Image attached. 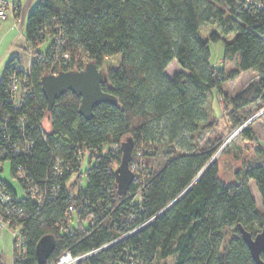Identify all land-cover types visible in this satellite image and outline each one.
Instances as JSON below:
<instances>
[{"label":"trees","instance_id":"obj_1","mask_svg":"<svg viewBox=\"0 0 264 264\" xmlns=\"http://www.w3.org/2000/svg\"><path fill=\"white\" fill-rule=\"evenodd\" d=\"M218 41L223 62L235 68L211 64L209 45ZM22 48L33 56L29 69L13 56L0 79V172L8 162L25 191L19 196L0 176L18 210L0 213L25 238L12 264H53L65 250L87 254L78 264H159L169 256L174 264H256L239 225L253 235L264 226V148L240 168L231 158L210 164L222 144L200 147L192 135L217 127L215 92L225 99L224 83L242 72L258 78L226 96L231 129L241 109L264 103V0H39ZM173 60L181 69L169 76ZM89 61L106 72L102 89L118 104L102 103L86 119L81 97L68 91L49 109L42 77ZM240 133L251 137V126ZM128 137L132 160L141 151L146 166L120 195L114 171ZM158 154L166 161L154 169L148 158ZM221 161L235 179L219 176ZM18 166L48 192L43 200L27 194ZM48 237L54 240L42 262L39 247Z\"/></svg>","mask_w":264,"mask_h":264},{"label":"rangeland","instance_id":"obj_2","mask_svg":"<svg viewBox=\"0 0 264 264\" xmlns=\"http://www.w3.org/2000/svg\"><path fill=\"white\" fill-rule=\"evenodd\" d=\"M8 3L14 2L23 5V11L21 18L19 20V27L16 26L12 32V37L1 38L2 32H0V79L2 77L4 68L10 58L17 56L21 59L22 66L25 69H29L33 56L22 48L25 45V28L27 23V17L30 11L36 6L39 0H5ZM9 12L8 17L11 16ZM13 15V14H12ZM3 22L0 20V26L3 25ZM5 25V24H4ZM2 26L4 30L6 28ZM12 38L14 43H11ZM11 45V47H10ZM211 51V64L217 68L225 66L227 70L235 68L237 66L236 62H223L224 57V44L222 41L211 42L210 45ZM45 49V47L43 48ZM86 58V56H85ZM181 67L176 60H173L168 68L166 73L169 76H172L176 71L180 70ZM257 72L251 70L246 73H241L235 79L229 80L224 83L223 89L225 95L228 96V99L234 97L240 90L244 89L250 82L257 80ZM218 97L215 92V102L214 107L216 114L219 118V123L217 127L210 131H204L195 133L192 135L193 142L200 147H216L221 145L218 151L215 154V157L220 160V158H231L236 164L234 167L240 168L245 166L247 162L253 160L254 155L256 154L257 149L264 148V103L262 101L254 102L247 107L241 109L238 112V117H240V124L231 129L229 122V114L227 106L229 105L228 100ZM247 123L245 126L250 125L252 129V136L245 137L240 133L238 127ZM243 126V128L245 127ZM45 127L49 128L50 123L48 119H45ZM242 128V129H243ZM165 159L161 154L157 156H150L148 158V163L153 166V168H159L165 164ZM83 168L86 166V161L83 163ZM224 163L220 162V172L219 176L227 181L236 178V174L233 173ZM230 171V172H229ZM240 171V170H239ZM231 174V177L228 176ZM0 176L5 179L12 187H14L19 196L23 197L25 191L18 182L16 178L11 173L10 165L6 162L3 165V171L0 172ZM76 178V175L72 177V180ZM134 182V181H133ZM248 186L251 192L252 197L255 200L257 208H262L261 196L258 192L257 186L254 180L249 179ZM84 185L86 181H83ZM13 229L10 227H5L0 230V264H12L13 261ZM175 257L169 256L166 259L160 260L159 264H174Z\"/></svg>","mask_w":264,"mask_h":264},{"label":"water","instance_id":"obj_3","mask_svg":"<svg viewBox=\"0 0 264 264\" xmlns=\"http://www.w3.org/2000/svg\"><path fill=\"white\" fill-rule=\"evenodd\" d=\"M106 79V72L98 65L89 61L84 68L80 70H66L58 73H49L42 77L41 85L49 109H52L56 99L68 91H72L81 97L80 113L90 119L94 114V108L102 103L118 104V99L111 93L102 89V83ZM134 143L131 137H128L121 145L122 157L120 164L116 167L114 173L117 182V188L120 195H125L130 189L135 179V173L130 168V162L133 157ZM216 160L214 156L210 164ZM203 171L195 178L192 185L200 178ZM239 231L245 240L256 264H264V226L261 231L253 235L243 225H239ZM53 237H48L46 242L39 247V256L43 261L48 257Z\"/></svg>","mask_w":264,"mask_h":264},{"label":"built area","instance_id":"obj_4","mask_svg":"<svg viewBox=\"0 0 264 264\" xmlns=\"http://www.w3.org/2000/svg\"><path fill=\"white\" fill-rule=\"evenodd\" d=\"M16 6L13 3H8L5 0H0V20H6L8 18V14L11 9H15ZM12 93L13 97L18 103L21 98L20 90H19V80L16 77L12 81ZM247 123H244L240 127H238L239 131L242 130L243 126H245ZM23 132V131H22ZM17 152V151H14ZM84 163V162H83ZM81 163V165H83ZM84 166V165H83ZM146 166V163L144 161L143 155L141 151H138L136 153V156L133 160L130 162V168L135 173V176L137 175V171L142 170ZM58 170V169H57ZM58 175H62V171L60 170L58 172ZM18 179L21 180L26 186V192L30 195L32 199H38L43 200L46 196V193H48L46 190L41 189L40 186L34 184L31 182L30 178L28 177L26 171L23 167L18 166ZM67 182V187H68ZM61 189V186L57 187V191ZM55 188L53 189V191ZM52 191V192H53ZM73 192H71V195ZM14 196L11 192H9L6 187L2 184H0V209H6L5 211L7 213H18L17 207L13 205ZM69 211L73 212L74 208L72 206L69 207ZM5 227H9L7 221H5L4 217L0 213V230L4 229ZM13 249H16L18 252H24V244H25V238L22 235L20 227L13 228ZM87 254L83 255H74L70 250H65L60 257L53 263V264H78Z\"/></svg>","mask_w":264,"mask_h":264},{"label":"crops","instance_id":"obj_5","mask_svg":"<svg viewBox=\"0 0 264 264\" xmlns=\"http://www.w3.org/2000/svg\"><path fill=\"white\" fill-rule=\"evenodd\" d=\"M19 1V0H18ZM11 3H13V4H15V6L17 5L16 3H15V1L14 2H11ZM19 4H20V6H21V15H22V11H23V5H22V3L19 1ZM14 10L15 9H11L10 10V12L13 14H11V16L10 17H8L6 20H1L3 23V25H4V27L6 28V30H4L3 29V25H1L0 26V32H2V35H1V38L3 39V38H8V37H12V35H13V31H14V29L16 28V26L17 27H19V20H20V18H21V15H20V17H16L15 16V13H14ZM12 43H14V39L12 38V40H11V45H12ZM11 45H10V47H11ZM247 72H249V71H247ZM242 73H246V72H242Z\"/></svg>","mask_w":264,"mask_h":264}]
</instances>
